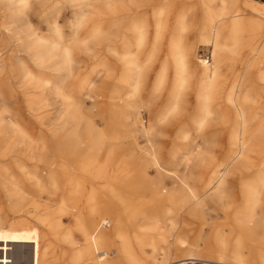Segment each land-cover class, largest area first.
I'll return each instance as SVG.
<instances>
[{"label":"rangeland","instance_id":"rangeland-1","mask_svg":"<svg viewBox=\"0 0 264 264\" xmlns=\"http://www.w3.org/2000/svg\"><path fill=\"white\" fill-rule=\"evenodd\" d=\"M212 3L215 5L217 0ZM179 15L188 26L183 41L189 58L184 73L187 83L180 91L181 112L186 115L181 123L175 115L159 119L168 108V96L176 82L170 44ZM204 16L201 0H28L25 8L0 0V172L4 174H0V228L39 227L33 220L19 224L16 218L33 214L47 218L59 206L60 199L66 198V212L61 220L62 232L68 234L69 240H63L62 233L41 228V247L49 249L45 250L43 264H65L66 258H60L58 253L63 250L75 254L83 246V200L80 193H73L70 188L74 181L82 187L100 184L98 180L85 181L83 172L74 164L75 158L86 155L97 132L103 133L107 147L106 155L99 159L110 157L111 149L118 150L109 176H116L118 161L130 166L136 162L145 164L149 182L144 183L141 194L155 186L150 182L166 193L177 187L183 189L181 180L200 193L228 166L227 197L219 201L207 195L205 211L216 222L227 214L229 242L232 245L236 233L241 231L244 257L252 260L258 251H264V141L256 132L257 122L247 117L246 149L236 157L230 143L236 110L227 103L215 108L200 128L186 120L195 107L200 60L209 57L207 60L211 61L206 32L200 30ZM135 22L142 25L143 38L141 43L133 42L128 58L136 59L142 81L133 92L132 87L120 85L130 68L118 53L121 41L133 36L131 27ZM58 33L63 35L62 42L55 45ZM120 35L123 39L117 42ZM263 37L264 33H259L254 42ZM248 39L245 35L239 53L229 55L224 64V88L251 54ZM65 48L69 50L68 58L64 56ZM263 66L260 64L256 70ZM162 69L166 72L165 81L158 83ZM115 85L119 86V101L131 103L124 113L111 108L110 95ZM259 86L264 89L263 84ZM116 131L120 138L114 140ZM153 148L167 170L160 171L153 163L148 155ZM174 168L178 170V185L170 176ZM8 179L25 190L26 214L13 211L17 198L6 187ZM56 189L59 194L54 192ZM233 214L242 218L241 227L234 226ZM199 225L198 222L197 228ZM209 229L202 228L204 236ZM162 232L165 237L167 234L168 242H158L156 257L172 253L169 228L162 226Z\"/></svg>","mask_w":264,"mask_h":264},{"label":"bare ground","instance_id":"bare-ground-1","mask_svg":"<svg viewBox=\"0 0 264 264\" xmlns=\"http://www.w3.org/2000/svg\"><path fill=\"white\" fill-rule=\"evenodd\" d=\"M10 1L23 8L28 4V0ZM213 1L215 0H201L205 16L201 21L200 30L206 32L205 42L211 48V61L200 60L202 64L198 68L200 81L196 87L195 107L186 120L190 125L200 128L215 108L227 103L236 110L230 143L231 150L237 157L242 155L246 149L247 117L257 122L256 132L264 141V89L259 86V84L264 85V66L256 70L260 64L264 65V37L260 42H254L256 35L264 33V0L256 2L217 0L215 5ZM185 22L182 15L175 18L176 33L170 44V50L176 64L174 72L176 82L168 96V108L159 115V119L165 120L175 115L178 123L184 122L186 118V115L181 112L180 95V91L187 83L184 73L189 67V58L183 41V33L188 29ZM131 31L133 32L131 38L127 37L121 41L123 38L120 35V39L117 40L122 44L118 57L128 61L130 68L128 74L120 79V85L132 87L133 92H136L142 81V73L136 69V66L140 67L136 59L132 57L129 59L128 56L133 42L135 40L142 42V25L133 23ZM245 35L249 36L247 41L251 46V54L244 63L243 69L236 71L237 73L234 71L232 82L224 88V64L229 55L235 56L239 53L245 42ZM62 36L58 33V40L54 41L55 45L61 44ZM63 52L65 58H68L69 50L65 48ZM165 73L164 69L160 70L158 83L165 81ZM221 92L225 93L224 96ZM118 93L119 86L115 85L113 94L110 95L111 108L116 112L124 113L131 103L120 102L121 98H118ZM115 133L112 139L117 140L120 135L118 131ZM96 135L87 146L86 155L74 160L75 167L83 172L85 181L98 180L100 184L97 187H88L87 184L82 187L78 185V181L71 183L70 190L73 193H80L83 200L82 207L85 215H83L80 227L83 234V246L71 255L61 250L58 255L60 258H66L65 264H187L190 260H199L203 264H264V251L262 250L258 251L256 256L253 255L255 258L252 260L244 257L241 231L236 233L231 245L230 235L225 228L227 214H223V220L216 222L205 211L207 195L210 199L219 201L227 197L225 183L229 172L228 166L222 168L215 181L208 183L200 193L191 190L188 183L181 180L184 185L183 189L177 187L166 193L155 182H150L155 186H150L146 194H141L144 190V183L149 182L145 164L136 162L134 166H130L124 161H118L116 176H109V167L114 161L112 158L118 155V150L111 149L110 157L99 159L106 155L107 147L103 133L97 132ZM182 137H187V134H183ZM77 149L78 146L75 147V150ZM148 155L160 171L167 170L164 162L160 163L158 151L155 148L148 151ZM143 171H145L144 174ZM171 171L173 174L170 176L178 185V180H180L177 175L178 170L174 168ZM27 179L31 180V178ZM8 180L6 187L10 188L12 195L17 198L13 211L26 214L24 209L28 197L25 190L14 181ZM248 191L251 189L249 188ZM54 192L59 194L57 189ZM102 194L107 198H104ZM58 205L47 218H41L35 214L20 215L16 218L19 224L26 225L33 220L39 224V227L0 228V249L6 252L5 256L0 258L1 264L30 263L29 247L21 245L11 247V244H34L33 264H43V259L47 255L46 251L49 252V249L46 246L41 247L43 238L40 234L41 228L53 231L55 234L62 233L60 235H63V240H69L68 234L62 232L61 220L66 212V198H61ZM241 219L237 214L232 215L235 227L242 226ZM106 221L109 222V227L103 229L102 224ZM262 221L264 225V217ZM198 222L200 225L197 228ZM162 226H167L173 237V242L169 245L172 253L168 255L166 252L161 257H156L158 242L160 240L168 242L165 239L167 234L165 237L162 232ZM202 226L210 228L205 236ZM261 243L264 245V238Z\"/></svg>","mask_w":264,"mask_h":264},{"label":"water","instance_id":"water-1","mask_svg":"<svg viewBox=\"0 0 264 264\" xmlns=\"http://www.w3.org/2000/svg\"><path fill=\"white\" fill-rule=\"evenodd\" d=\"M15 245H19V244H11V247H14ZM10 250L7 252V254L10 252ZM5 254H6V252L4 250H1L0 249V258H2L3 256H5ZM28 256L30 258V264H33V257H34V246H33V244H30Z\"/></svg>","mask_w":264,"mask_h":264},{"label":"built area","instance_id":"built-area-1","mask_svg":"<svg viewBox=\"0 0 264 264\" xmlns=\"http://www.w3.org/2000/svg\"><path fill=\"white\" fill-rule=\"evenodd\" d=\"M207 59H209V57H206V61H208ZM108 223H109L108 221L104 222L102 224V227H106L108 225ZM187 264H199V262L197 260H190V261H188Z\"/></svg>","mask_w":264,"mask_h":264},{"label":"crops","instance_id":"crops-1","mask_svg":"<svg viewBox=\"0 0 264 264\" xmlns=\"http://www.w3.org/2000/svg\"><path fill=\"white\" fill-rule=\"evenodd\" d=\"M19 245H21V246H24V247H29L30 248V244H19ZM33 246H34V244H33ZM28 252H29V250H28ZM47 254V253H46ZM29 257V256H28ZM30 264V263H29Z\"/></svg>","mask_w":264,"mask_h":264}]
</instances>
